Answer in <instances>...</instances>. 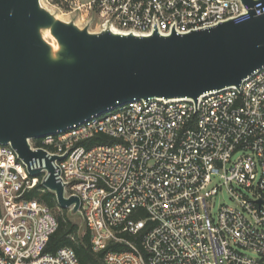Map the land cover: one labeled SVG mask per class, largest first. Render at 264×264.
<instances>
[{"label": "built area", "instance_id": "built-area-1", "mask_svg": "<svg viewBox=\"0 0 264 264\" xmlns=\"http://www.w3.org/2000/svg\"><path fill=\"white\" fill-rule=\"evenodd\" d=\"M255 1L74 0L101 29L163 36L264 14ZM28 142L44 155L0 143V264H78L71 247L46 249L57 217L25 197L51 174L107 264H264V65L196 100L118 104Z\"/></svg>", "mask_w": 264, "mask_h": 264}, {"label": "water", "instance_id": "water-1", "mask_svg": "<svg viewBox=\"0 0 264 264\" xmlns=\"http://www.w3.org/2000/svg\"><path fill=\"white\" fill-rule=\"evenodd\" d=\"M45 27L61 47L57 58L40 34ZM121 33L59 20L39 0H0V143L28 161L44 155L29 139L139 99L196 100L264 65V14L253 10L245 20L184 34ZM44 185L59 207L74 203L70 211L77 213L78 197L65 198L52 174Z\"/></svg>", "mask_w": 264, "mask_h": 264}, {"label": "trees", "instance_id": "trees-1", "mask_svg": "<svg viewBox=\"0 0 264 264\" xmlns=\"http://www.w3.org/2000/svg\"><path fill=\"white\" fill-rule=\"evenodd\" d=\"M27 199H37L53 208L56 206L54 193L48 189L42 190V187H36L25 193ZM58 226L55 232L50 236L46 249L55 252L60 247H71L78 258V264H107L104 260L105 250L95 251L91 244L90 232L86 228L82 233L79 232V226L61 213L57 216ZM121 249V246H116Z\"/></svg>", "mask_w": 264, "mask_h": 264}, {"label": "rangeland", "instance_id": "rangeland-1", "mask_svg": "<svg viewBox=\"0 0 264 264\" xmlns=\"http://www.w3.org/2000/svg\"><path fill=\"white\" fill-rule=\"evenodd\" d=\"M86 0H80V3H85ZM42 8L49 11L57 19L70 22L79 28H87L90 32H98L101 30L94 13L86 10L82 4H75L74 0H39ZM222 201L227 202V193L223 191L222 195L215 199V208ZM55 215L65 213L68 218L76 222L79 226V232H83L85 224L79 214H74L68 208H61L57 205L52 208Z\"/></svg>", "mask_w": 264, "mask_h": 264}, {"label": "bare ground", "instance_id": "bare-ground-1", "mask_svg": "<svg viewBox=\"0 0 264 264\" xmlns=\"http://www.w3.org/2000/svg\"><path fill=\"white\" fill-rule=\"evenodd\" d=\"M115 33H121L118 30L111 29ZM40 34L43 40L50 46L53 58H57V53L60 50V45L57 43L55 37L51 34L50 28L45 27L40 29ZM122 34V33H121Z\"/></svg>", "mask_w": 264, "mask_h": 264}]
</instances>
